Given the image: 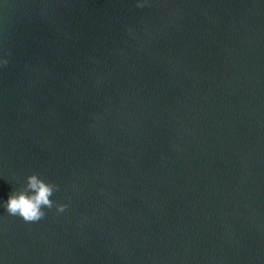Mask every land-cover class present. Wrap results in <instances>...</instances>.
<instances>
[{"label": "water", "instance_id": "1", "mask_svg": "<svg viewBox=\"0 0 264 264\" xmlns=\"http://www.w3.org/2000/svg\"><path fill=\"white\" fill-rule=\"evenodd\" d=\"M137 2L0 0V264H264V0Z\"/></svg>", "mask_w": 264, "mask_h": 264}, {"label": "clouds", "instance_id": "2", "mask_svg": "<svg viewBox=\"0 0 264 264\" xmlns=\"http://www.w3.org/2000/svg\"><path fill=\"white\" fill-rule=\"evenodd\" d=\"M143 6L142 0H138L137 7ZM7 63V58L0 56V66H5ZM59 190V185L46 181L39 174L33 172L25 177V183L20 189L13 190L9 194L2 207L9 216L18 217L25 223H36L46 217L45 209H54L57 215L63 214L67 210V203L52 199Z\"/></svg>", "mask_w": 264, "mask_h": 264}]
</instances>
